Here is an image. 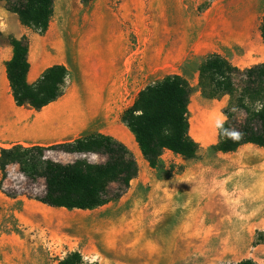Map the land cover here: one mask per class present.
<instances>
[{"label": "rangeland", "instance_id": "rangeland-1", "mask_svg": "<svg viewBox=\"0 0 264 264\" xmlns=\"http://www.w3.org/2000/svg\"><path fill=\"white\" fill-rule=\"evenodd\" d=\"M263 14L264 0H53L38 33L0 1V148L40 145L56 162L97 163L101 155L48 146L99 132L136 164L117 198L66 210L36 201L43 179L8 163L0 171V264H56L71 251L83 264L264 262V146L214 150V120L229 97H206L197 84V67L212 53L237 68V87L239 72L264 62ZM20 36L28 82L54 63L68 72L61 95L37 110L15 105L5 78L8 38ZM169 74L189 84L188 134L198 148L192 158L163 150L151 168L120 115L138 90Z\"/></svg>", "mask_w": 264, "mask_h": 264}, {"label": "trees", "instance_id": "trees-1", "mask_svg": "<svg viewBox=\"0 0 264 264\" xmlns=\"http://www.w3.org/2000/svg\"><path fill=\"white\" fill-rule=\"evenodd\" d=\"M13 13L17 21L41 33L52 13L53 0H0ZM88 2L90 0H81ZM259 36L264 43V14L259 25ZM10 56L4 62V73L15 105H25L37 110L62 93L67 77L64 65L54 63L41 70L28 82L27 44L24 36L9 37ZM237 68L216 53L208 55L197 67V84L209 98L227 95L228 103L223 114L228 125L243 132L239 141L226 140L217 134L211 147L219 152H231L243 144L264 146V110L253 111L250 104L264 102V62L243 69L241 86L235 84ZM190 87L178 74H169L145 85L137 91L130 106L120 115V121L132 135L137 149L151 168L159 164L163 150L184 158H192L197 143L188 134L187 104ZM249 103H245V100ZM236 107L243 116L239 119L230 110ZM217 131V130H216ZM67 153H93L103 157L91 163L77 158L60 163L43 156L47 149L40 145L13 144L0 148V171L8 163H16L27 177H41L43 192L35 200L50 207L66 210H90L119 196L128 181L136 174V164L126 147L113 137L99 132L85 134L71 141L48 146ZM115 191L107 197L108 187ZM56 264H83L78 252L71 251ZM91 264V263H89ZM236 264H258L243 259Z\"/></svg>", "mask_w": 264, "mask_h": 264}, {"label": "clouds", "instance_id": "clouds-1", "mask_svg": "<svg viewBox=\"0 0 264 264\" xmlns=\"http://www.w3.org/2000/svg\"><path fill=\"white\" fill-rule=\"evenodd\" d=\"M245 103H249V101L245 100ZM253 111L260 112L261 110H264V102L256 101L254 104H250ZM231 111L236 112L238 109L236 107H233ZM228 125V117L227 115H222L221 117H218L214 120V128L217 130V134L219 136H222L226 140H232V141H239L243 137V132L239 129L232 127V126H225Z\"/></svg>", "mask_w": 264, "mask_h": 264}, {"label": "crops", "instance_id": "crops-1", "mask_svg": "<svg viewBox=\"0 0 264 264\" xmlns=\"http://www.w3.org/2000/svg\"><path fill=\"white\" fill-rule=\"evenodd\" d=\"M26 77H27V73H26ZM27 80V79H26ZM67 109V108H66ZM69 112V111H68ZM251 261H255V263H258V264H263L264 262H261V259L259 260H251Z\"/></svg>", "mask_w": 264, "mask_h": 264}]
</instances>
